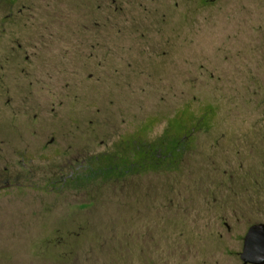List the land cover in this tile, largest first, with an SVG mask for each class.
Returning <instances> with one entry per match:
<instances>
[{"label":"rangeland","instance_id":"rangeland-1","mask_svg":"<svg viewBox=\"0 0 264 264\" xmlns=\"http://www.w3.org/2000/svg\"><path fill=\"white\" fill-rule=\"evenodd\" d=\"M258 222L264 0H0V264H241Z\"/></svg>","mask_w":264,"mask_h":264},{"label":"water","instance_id":"water-1","mask_svg":"<svg viewBox=\"0 0 264 264\" xmlns=\"http://www.w3.org/2000/svg\"><path fill=\"white\" fill-rule=\"evenodd\" d=\"M243 264H264V222L248 228L241 253Z\"/></svg>","mask_w":264,"mask_h":264},{"label":"flooded vegetation","instance_id":"flooded-vegetation-1","mask_svg":"<svg viewBox=\"0 0 264 264\" xmlns=\"http://www.w3.org/2000/svg\"><path fill=\"white\" fill-rule=\"evenodd\" d=\"M214 1V0H213ZM153 150V148H147V150H145L146 152H148L149 153V151H152ZM174 155H175V152L173 151V152H171V151H169V150H167V152L166 153H163V152H161V157H162V159H163V161L164 160H167V159H171V158H173V164L175 163V164H177V159L174 157ZM160 157V158H161ZM80 168H84V170L86 169L87 170V166L85 167V166H81V167H79V168H76V169H74L73 171L74 172H76V175L75 176H72L71 175V177H69V179H71L72 181L76 178L77 180L76 181H80V179H84L85 180V177H81V174L79 173V171H77V170H79ZM90 169V168H89ZM131 171H132V165L130 166V169H127V173H131ZM88 175V174H87ZM258 223H260V222H258ZM254 224H256V223H254ZM253 225V224H252ZM248 231V230H247ZM247 233V232H246ZM246 235V234H245ZM245 237V236H244ZM244 237H243V246H242V251H243V248H244ZM242 251L240 252V260H241V264H243V261H242V259H241V253H242ZM248 264H250V263H248Z\"/></svg>","mask_w":264,"mask_h":264},{"label":"trees","instance_id":"trees-1","mask_svg":"<svg viewBox=\"0 0 264 264\" xmlns=\"http://www.w3.org/2000/svg\"><path fill=\"white\" fill-rule=\"evenodd\" d=\"M183 140L181 141V145H180V143H178V141H174L173 143H172V147H171V149L170 150H172L171 152H175V155H174V157L178 160V158L181 156V153L183 152ZM167 150H169V148L167 149ZM158 157V156H157ZM173 159V158H172ZM158 160V159H157ZM99 169V168H98ZM108 169H99V171H91L90 173H89V175H87L88 177H90V178H92V177H94V176H96V175H98V174H105L106 173V171H107ZM75 180H77L76 178H75Z\"/></svg>","mask_w":264,"mask_h":264}]
</instances>
